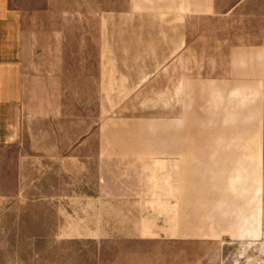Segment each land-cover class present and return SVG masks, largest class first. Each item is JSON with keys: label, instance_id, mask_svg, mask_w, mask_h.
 <instances>
[{"label": "rangeland", "instance_id": "rangeland-1", "mask_svg": "<svg viewBox=\"0 0 264 264\" xmlns=\"http://www.w3.org/2000/svg\"><path fill=\"white\" fill-rule=\"evenodd\" d=\"M162 3L52 0L48 15H30L38 46L63 49L66 60L42 72H53L55 111L36 137L61 151L38 153L35 176L27 161L20 175L10 161L1 167L0 264H264V41L249 47L237 39L242 25ZM75 144L100 146V158ZM82 167L100 169L102 195L134 167L149 172L154 192L160 177H194L158 190L196 188L212 246L164 247L155 231L140 237L109 223L124 200L59 198L74 195L70 172ZM172 202L175 213L185 206Z\"/></svg>", "mask_w": 264, "mask_h": 264}, {"label": "crops", "instance_id": "crops-1", "mask_svg": "<svg viewBox=\"0 0 264 264\" xmlns=\"http://www.w3.org/2000/svg\"><path fill=\"white\" fill-rule=\"evenodd\" d=\"M162 1L163 6L193 9L192 11L205 17L220 15L222 23L242 25V28H237V39L249 41V47L256 46L255 42L250 41H264V0ZM42 3V5L31 3L24 6L16 0H0V169L5 162L10 161L8 164L19 170V175L21 168L26 167V161L28 167L35 172L38 153L39 157L46 158L55 151H61V145H51L54 146L51 147L50 144L36 142L38 122H50L54 119L55 111L52 99H46L47 96L49 97V94L46 95V89L52 87L53 72L49 71L48 74L42 72L46 71L48 64L60 69L66 64L63 49L41 48L36 43L35 33L38 26L36 18H31L30 15L34 17L48 15L52 7V0H43ZM259 46L261 49V44ZM47 57L48 60L44 61ZM42 67L45 70H42ZM60 73H56V78ZM72 148L73 151H97L96 157L100 158V146L75 144ZM74 157L77 159L75 162L78 163L84 158L83 155ZM137 157L142 156H129V158ZM91 159H95V156L93 155ZM94 169L96 170L91 171L92 175L86 172L85 167L71 171V175L77 177V186L72 191L74 195L59 198L124 200L123 207L109 208V223L129 226L130 231L140 237L142 233L155 231L160 236L159 244L164 247L176 245L193 247L197 242L203 246H212L214 240L209 234L214 230L213 225L198 223L196 188L192 190L189 187L188 191L181 192L175 189L158 190V184L165 185L166 181L168 184L178 182L180 185V182L186 184L192 179L190 182L196 183L194 177L182 175L178 179L173 174L168 179L160 177L154 183L157 185L154 192L149 190V172L144 168L134 167L126 172L131 176L122 187L118 186L117 191L107 189L111 193L102 195L100 169L98 167ZM34 172L32 173L35 176L36 172ZM87 175H91L93 179L85 185L84 180L79 181V179L80 177L85 179ZM29 198L35 199L36 196ZM173 200L185 201V206L180 207L178 213L174 212L176 209ZM204 204H200L202 208H206L207 205ZM152 207H155V210ZM183 210H189L193 215Z\"/></svg>", "mask_w": 264, "mask_h": 264}, {"label": "clouds", "instance_id": "clouds-1", "mask_svg": "<svg viewBox=\"0 0 264 264\" xmlns=\"http://www.w3.org/2000/svg\"><path fill=\"white\" fill-rule=\"evenodd\" d=\"M236 93H234V95H235Z\"/></svg>", "mask_w": 264, "mask_h": 264}]
</instances>
